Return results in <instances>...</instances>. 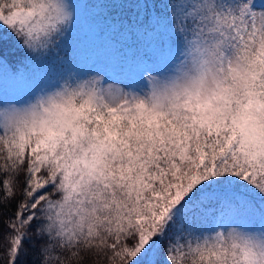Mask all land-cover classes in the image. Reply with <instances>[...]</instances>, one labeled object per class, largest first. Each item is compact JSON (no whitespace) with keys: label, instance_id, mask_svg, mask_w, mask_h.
I'll return each mask as SVG.
<instances>
[{"label":"snow or ice","instance_id":"obj_1","mask_svg":"<svg viewBox=\"0 0 264 264\" xmlns=\"http://www.w3.org/2000/svg\"><path fill=\"white\" fill-rule=\"evenodd\" d=\"M84 2L0 0V264H264V2L98 0L135 80L74 66Z\"/></svg>","mask_w":264,"mask_h":264},{"label":"rangeland","instance_id":"obj_2","mask_svg":"<svg viewBox=\"0 0 264 264\" xmlns=\"http://www.w3.org/2000/svg\"><path fill=\"white\" fill-rule=\"evenodd\" d=\"M256 2L261 3L264 0H256ZM77 8L76 22L65 43V46L67 47L68 45L70 49H73L76 55L74 66L82 72L90 70L100 71L89 73V75L104 77L105 72H107L117 78L135 80L137 78L135 57L138 54H143L146 50L141 41L129 38L124 39L119 45L111 40V33L114 27L105 18L102 12L104 9L99 2L85 0L84 3L78 4ZM130 40L134 44H129ZM119 47L122 53L126 55V58L115 52ZM47 63L48 67L45 68ZM59 64V58H48L42 63L32 65L28 72L33 78H37L33 81L35 83L39 78L50 75ZM105 82L111 83L114 81L105 79ZM22 87V82L13 79L10 71L3 72L0 69V95L3 93L6 95L12 94L19 91Z\"/></svg>","mask_w":264,"mask_h":264},{"label":"trees","instance_id":"obj_3","mask_svg":"<svg viewBox=\"0 0 264 264\" xmlns=\"http://www.w3.org/2000/svg\"><path fill=\"white\" fill-rule=\"evenodd\" d=\"M90 1H93V2H98V0H90ZM104 13V11H102ZM113 32L111 33V40H113L114 42H117L119 45L120 43L123 42L124 39H129V38H135V39H138L135 35L131 34V33H126V32H121L119 30H117L116 28H113L112 30ZM139 40V39H138ZM129 44H134V42L132 40L129 41ZM66 50H73V49H70V47L67 45V47L65 46ZM116 53H119L121 54V56L123 58H126V55H124L122 53V50L119 49L117 51H115ZM52 57H49V59H51ZM49 63V62H48ZM48 63H47V66L45 68L48 67Z\"/></svg>","mask_w":264,"mask_h":264}]
</instances>
